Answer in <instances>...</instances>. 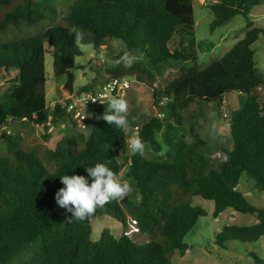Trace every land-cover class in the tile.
I'll return each mask as SVG.
<instances>
[{"label":"trees","instance_id":"trees-1","mask_svg":"<svg viewBox=\"0 0 264 264\" xmlns=\"http://www.w3.org/2000/svg\"><path fill=\"white\" fill-rule=\"evenodd\" d=\"M62 1L0 0V38L40 21H61L36 35L0 40V77L8 83L0 102V264H172L175 251L186 255L185 237L206 216L193 204L194 197L214 202V218L227 209L255 217L253 225L224 226L215 238L219 247L264 237V208L253 206L239 190L245 173L264 191V106L258 97L264 76L257 71L253 48L264 29L249 20L262 0H206L214 14L212 32L242 15L247 21L245 37L207 67H189L165 89H153L154 105L165 119L152 116L141 126L129 121L132 131L139 128L145 147L156 153L151 159L131 155L125 143L131 133L103 119L92 127L85 121L88 134L76 127L41 156L23 148L19 133L5 130L13 122L49 128L72 119L67 105L48 107L45 70L48 45L54 74L66 75V87L72 89L76 59L82 56L80 45L68 34L72 26L83 33L81 44H91L96 57L106 41L117 42L121 50L115 60L129 51L137 59L128 71L152 79L150 70L159 65L196 61L197 49L184 44L186 39L195 41L193 0H75L65 9ZM176 36L180 48L171 50ZM108 71L113 76L126 72L123 65ZM12 73L16 75L10 78ZM232 93L244 95L230 118L232 147L223 149L225 160L215 162L200 134L193 133L188 141L181 133L183 111L193 103L221 107ZM96 163H106L121 176L125 173L133 192L98 208L84 221L69 222L71 214L55 201L63 187L60 176L83 175L91 182L86 167ZM102 215L122 225L120 237L104 229L99 241L92 239L91 223ZM130 219L152 239L143 244L133 241L126 232Z\"/></svg>","mask_w":264,"mask_h":264},{"label":"rangeland","instance_id":"rangeland-1","mask_svg":"<svg viewBox=\"0 0 264 264\" xmlns=\"http://www.w3.org/2000/svg\"><path fill=\"white\" fill-rule=\"evenodd\" d=\"M74 1L63 0L64 8L62 9H65L68 4ZM193 4L195 41L191 43V39H186L184 44L185 46L197 49L198 57L196 61H190L189 63L169 62L159 65L157 70H150L154 75V79L150 78L148 74L140 73L137 70L130 72L128 68H125L126 72L124 74L129 77L131 88L123 98L128 101V119L132 125L141 126L146 119L152 116H156L162 120L165 119L163 111L154 105L153 89L155 87L165 89L189 67H196L198 69L207 67L245 37L247 21L242 15L234 17L228 24L212 32L210 25L214 20V14L208 7L207 1L193 0ZM249 20L254 22L255 26L264 29V0H262L259 6L253 9ZM59 24H61L59 19L56 21H40L28 29H22L20 31L10 30L7 37H1L0 40L12 41L30 35H36L49 27ZM179 44L180 38L178 36L174 37L170 44L171 50L180 48ZM253 48L256 52L255 61L257 71L264 76V35L253 45ZM46 49L48 52L45 56L47 78L46 100L48 107H54L55 103L67 105L72 119H67L63 124L49 128L36 126L27 121L13 122L5 130L12 133H19L23 137V148L27 151H36L40 156L45 148L54 149L64 134L75 130L76 127L78 130L86 131L84 128L85 121V124L92 127L98 120L100 121L102 119L107 111V104L101 105V107H82L77 102V95L85 91L83 90L84 87L94 88L97 84L113 76L108 70L116 66L114 63L115 56L121 50V47L117 42L106 41L102 50L105 52L108 60L112 62L108 63L101 62L97 59L91 44H80L82 56L76 59V65L73 69L75 83L70 90L66 87L67 76L57 77L54 74L53 57L50 53L51 47L47 45ZM112 50L114 51L113 54L111 52ZM141 59L142 57H139V60ZM15 75V73H12L10 78ZM7 89V80L0 77V102L3 100ZM243 96L241 93L228 94L224 97L221 107L211 104H191L189 108L183 111L184 119L181 133L186 136L188 141L193 140V133L200 134L214 152L212 156L213 161L225 160L226 156L223 149L232 147L230 135L231 114L233 110L241 107L240 101ZM258 97L260 103L264 106V89L258 90ZM86 132L88 134V131ZM47 134L51 137L49 141L45 139V135ZM163 153L164 151L159 154ZM155 155L154 150L146 145L144 156L151 159ZM120 162H122V159H120ZM122 177L129 181L125 173L122 174ZM239 190L253 206L264 208V191L258 189L255 181L245 173L242 175ZM192 201L195 206H201L206 211V216L201 217L197 225L185 237L184 242L189 247L186 255L181 257L178 251H175L171 255L172 264H264V237H261L254 243H245L237 240L229 241L226 243L225 248H221L215 243L216 236L224 226L253 225L256 223L254 216L240 214L233 209H227L218 218H214L213 201L205 200L201 197H194ZM91 227L92 239L94 241L100 240L104 229H109L115 237H120L125 231L117 220L106 215L95 218L91 223ZM126 232L133 241L139 244L146 243L152 239L151 236L141 234L138 231L134 219H130Z\"/></svg>","mask_w":264,"mask_h":264},{"label":"clouds","instance_id":"clouds-1","mask_svg":"<svg viewBox=\"0 0 264 264\" xmlns=\"http://www.w3.org/2000/svg\"><path fill=\"white\" fill-rule=\"evenodd\" d=\"M68 34L73 36L77 46L81 44L83 33L76 26H72ZM97 59L101 62L112 63L103 50L97 54ZM136 59L129 51H124L114 63L131 68ZM106 100L107 111L102 119L108 125L115 126L126 134L131 133L126 136L125 140L130 154L143 155L145 144L138 132L132 131L129 123L128 101L122 96L113 95H108ZM86 172L91 182L83 175L64 174L60 176L63 187L56 192L55 201L60 208L71 214L69 222L73 219L84 221L95 215L98 208H103L112 201L123 200L133 192L132 184L113 171L106 163H96L94 166L86 167Z\"/></svg>","mask_w":264,"mask_h":264},{"label":"built area","instance_id":"built-area-1","mask_svg":"<svg viewBox=\"0 0 264 264\" xmlns=\"http://www.w3.org/2000/svg\"><path fill=\"white\" fill-rule=\"evenodd\" d=\"M130 88L131 82L127 75L111 76L108 80L97 84L94 88L79 93L77 95V102L82 107L105 105L107 104L106 97L108 95L124 97ZM138 130L139 128L136 127L135 132H138Z\"/></svg>","mask_w":264,"mask_h":264}]
</instances>
